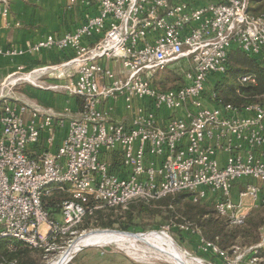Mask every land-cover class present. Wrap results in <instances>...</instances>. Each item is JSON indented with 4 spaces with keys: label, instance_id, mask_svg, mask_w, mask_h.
<instances>
[{
    "label": "built area",
    "instance_id": "obj_1",
    "mask_svg": "<svg viewBox=\"0 0 264 264\" xmlns=\"http://www.w3.org/2000/svg\"><path fill=\"white\" fill-rule=\"evenodd\" d=\"M10 2L0 0V19ZM75 3L87 10L73 30L0 48L7 57L66 52L26 75L18 66L1 85L26 80L45 89L33 76L50 71L58 82L46 89L75 100L69 113L53 112L0 94V243L7 240L8 251L15 243L40 250L47 263L91 212L88 199L95 208H125L177 192L240 225L248 206L264 203V94L237 107L217 100L215 84L228 73L233 50L264 70V13H251L250 0H68ZM163 70L177 75L179 86L161 89ZM255 83L250 72L236 78V85ZM65 122L52 152L54 130ZM53 189L69 196L56 204L55 217L42 202ZM263 246H249L242 263L199 236L201 253L222 264H264Z\"/></svg>",
    "mask_w": 264,
    "mask_h": 264
},
{
    "label": "trees",
    "instance_id": "obj_2",
    "mask_svg": "<svg viewBox=\"0 0 264 264\" xmlns=\"http://www.w3.org/2000/svg\"><path fill=\"white\" fill-rule=\"evenodd\" d=\"M249 11L253 14L264 13V0H250ZM229 64L228 73L215 84L217 100L220 103H229L237 107L261 101L264 94V70L256 60L238 50H233L229 54ZM247 72L255 74L256 83L236 85L237 76ZM173 81L176 79L168 75L163 76L159 83L160 88L164 90L179 86L178 83L173 84ZM68 198L66 192L53 189L48 196L42 197V202L44 208L50 212L52 217H55L58 213L56 204ZM84 206L91 208V212L85 214L82 223L77 225L76 229L77 227L83 230L89 227L110 229L116 228L117 224L120 231L130 229L144 231L152 225L145 223L149 219L157 215L167 217L166 215L169 214L170 218L181 222L177 223V227L188 222L200 230L199 236L228 253L235 246L256 245L260 241L258 232L264 226V203H260L258 209L250 211L240 225H232L225 218L215 215L210 203L192 202L187 192H177L150 202H131L125 208L105 206L95 208L96 202L92 199H88ZM116 210L123 214H114ZM177 227L176 230H179ZM7 243V240L0 243V260H15L17 264H43L42 251L28 249L20 243H15V249L8 251ZM258 253L259 256L264 257V246L259 249ZM206 255L213 257L212 260L217 258L211 253H206Z\"/></svg>",
    "mask_w": 264,
    "mask_h": 264
},
{
    "label": "rangeland",
    "instance_id": "obj_3",
    "mask_svg": "<svg viewBox=\"0 0 264 264\" xmlns=\"http://www.w3.org/2000/svg\"><path fill=\"white\" fill-rule=\"evenodd\" d=\"M115 67L116 69H119L120 65L117 64L115 65ZM30 69L32 68L24 67L23 74L26 75V73H28ZM49 74H50V71H46L43 73H37L36 75L33 76L36 78V82L40 84L41 86H43V88L45 89L33 86L26 80L20 81L14 85H8L7 87L2 86L1 82H3L4 78H1L0 79V94L7 91L13 98H16V101L18 102H21V101L29 102V101L35 100V97L33 96L34 89L43 90L44 92H49L52 95L54 94L64 95V93L61 91L46 89L47 87L54 85L56 82H58L57 79L50 77ZM165 75L170 76L174 80L176 79V81H173V84L174 82L178 84L181 83V82L179 83V79L177 75H175L172 72H169L168 70L157 72V77L160 78L161 80L163 76ZM25 77L28 78V76H25ZM228 80L229 82H231L230 79ZM6 84L7 83L5 81L4 85ZM69 99L70 97L67 98L68 102L63 101L64 104L66 105L65 108H67V113H69L72 108L71 107L72 104L70 103ZM36 102L38 103V101ZM56 108L50 107L51 111L53 112L58 111ZM59 130L65 136L67 132V123L65 122L64 126L59 128ZM55 138L56 136L54 134V141H55ZM246 204L251 205V200L249 198L246 199ZM259 205H260V202H257V203L254 202L252 206H248L249 208L247 209L246 214H248L250 211H254L258 209L260 207ZM211 208L213 210V207ZM113 213L116 215L123 214L122 212L118 210H116V212H113ZM166 216L167 217H162L160 215H157L153 219H149L145 223H151L152 225L151 227H147L146 230L144 231H142L141 229H138L137 231L130 229L127 232L140 233V234L149 232L151 230L166 232L173 239V241L178 246V248L184 252L185 256L188 259L198 258L204 264H222V262L219 261L218 259L212 260L213 257H208L206 253H201V250L199 248V238L196 235V233H192L187 230L179 229L177 227V223H181V222H178L174 218L173 219L170 218L169 214H167ZM183 225L188 226L189 228L197 229L200 233V230L198 228H196L195 226H191L190 224H188V222ZM115 226L116 228H110V229L120 230L117 228V224ZM176 227L179 230H176ZM93 229H100V228L89 227L88 229L83 230L82 228L77 227V232L74 236H72L71 240L74 241L75 239L79 238L82 234L89 232L90 230H93ZM258 236L260 238L259 242H264V226L260 228L258 232ZM69 244L70 243H68L67 245H64V247L59 250V253H56V255L54 256L55 257L58 256L61 252H63V250H65L69 246ZM142 244L143 243L141 242H134L132 244L122 243V245L116 244V243H95V244L84 245V246L79 247V249L76 250L71 255V257L69 258L66 264H174L173 262L165 259L162 255L157 254L156 252H152V250H150V248L148 249L147 246L146 248L145 244L144 245ZM248 247L235 246L231 249V251L229 252V255H231L232 257H235L236 255H241V258L239 259V261L243 263V258H245L248 253ZM262 259L264 260V257H262ZM45 263L46 262L44 261L43 264Z\"/></svg>",
    "mask_w": 264,
    "mask_h": 264
},
{
    "label": "crops",
    "instance_id": "obj_4",
    "mask_svg": "<svg viewBox=\"0 0 264 264\" xmlns=\"http://www.w3.org/2000/svg\"><path fill=\"white\" fill-rule=\"evenodd\" d=\"M86 8L79 4H68V0H11L9 14L0 19V48L25 47L47 34L60 35L73 30L82 22ZM67 57L62 51H42L37 55H20L14 57L0 56V79L16 70L18 66L34 68L40 65L55 64ZM112 66V65H111ZM116 69L115 66H112ZM33 96L41 106L60 111L68 102L65 95L33 90ZM66 100V101H65ZM71 107L75 100L70 98ZM64 101V102H63ZM55 141L50 147L54 152L64 134L54 130ZM46 135V134H45Z\"/></svg>",
    "mask_w": 264,
    "mask_h": 264
},
{
    "label": "bare ground",
    "instance_id": "obj_5",
    "mask_svg": "<svg viewBox=\"0 0 264 264\" xmlns=\"http://www.w3.org/2000/svg\"><path fill=\"white\" fill-rule=\"evenodd\" d=\"M134 242H141L143 243L142 245L145 244V247L147 246L148 249L150 248L152 252L162 255L165 259L174 264H204L198 258L188 259L166 232L157 230H151L136 235L106 231L86 232L76 240L71 241L69 247L46 264H66L71 255L78 250L79 247L84 245L95 243H116L122 245V243L132 244Z\"/></svg>",
    "mask_w": 264,
    "mask_h": 264
},
{
    "label": "water",
    "instance_id": "obj_6",
    "mask_svg": "<svg viewBox=\"0 0 264 264\" xmlns=\"http://www.w3.org/2000/svg\"><path fill=\"white\" fill-rule=\"evenodd\" d=\"M94 231L116 232V233H121V234H133V235L140 234V233H131V232H127V231H120V230H115V229H93V230H90L89 232H94ZM69 246H70V244H69Z\"/></svg>",
    "mask_w": 264,
    "mask_h": 264
}]
</instances>
